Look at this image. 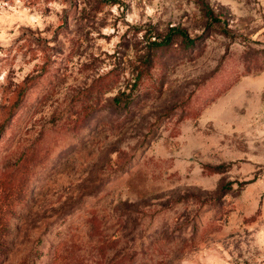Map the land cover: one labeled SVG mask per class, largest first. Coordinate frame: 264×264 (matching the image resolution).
I'll list each match as a JSON object with an SVG mask.
<instances>
[{
  "label": "rangeland",
  "instance_id": "1",
  "mask_svg": "<svg viewBox=\"0 0 264 264\" xmlns=\"http://www.w3.org/2000/svg\"><path fill=\"white\" fill-rule=\"evenodd\" d=\"M0 264H264V0H0Z\"/></svg>",
  "mask_w": 264,
  "mask_h": 264
},
{
  "label": "trees",
  "instance_id": "2",
  "mask_svg": "<svg viewBox=\"0 0 264 264\" xmlns=\"http://www.w3.org/2000/svg\"><path fill=\"white\" fill-rule=\"evenodd\" d=\"M183 36H184V38L186 39V40H188L189 41V38L187 37V34L184 32V31H181L180 29H177ZM169 35L168 36H166L162 41H160V43H158V41L156 42L155 41V45H157L158 46V44H166V42H169ZM168 38V39H167ZM123 93H125V91H123L122 92V94ZM127 95H129V94H127ZM115 101L117 102V103H120L121 102V97L120 96H117L116 98H115Z\"/></svg>",
  "mask_w": 264,
  "mask_h": 264
}]
</instances>
